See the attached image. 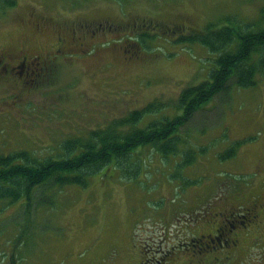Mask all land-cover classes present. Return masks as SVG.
<instances>
[{
	"label": "rangeland",
	"instance_id": "1",
	"mask_svg": "<svg viewBox=\"0 0 264 264\" xmlns=\"http://www.w3.org/2000/svg\"><path fill=\"white\" fill-rule=\"evenodd\" d=\"M261 8L264 0H16L12 9L0 7V53H48L64 23L103 33L77 46L69 25L61 27L65 51L87 54L63 58L47 79L23 84L0 73V153L55 158L64 140L153 100L166 106L136 128L180 115L179 91L207 79L216 55L177 39L227 21L257 31ZM133 21L143 26L132 40L138 57L126 60L130 45L107 27ZM255 80L243 89L230 82L197 111L176 134L175 155L141 146L130 157L134 169L108 166L85 187L45 183L29 209L24 199L1 202L0 264H264V72Z\"/></svg>",
	"mask_w": 264,
	"mask_h": 264
},
{
	"label": "trees",
	"instance_id": "2",
	"mask_svg": "<svg viewBox=\"0 0 264 264\" xmlns=\"http://www.w3.org/2000/svg\"><path fill=\"white\" fill-rule=\"evenodd\" d=\"M15 5L16 0H0L1 11ZM260 15L264 25V8H261ZM204 28V32L177 39L199 43L216 55L207 79L179 91L176 107L181 111L180 115L149 121L146 128H136L144 115L166 106L165 102L153 100L124 118L110 121L105 128H95L84 137L64 140L55 158H39L24 150L8 155L0 153V203L11 205L24 199V206L29 209L34 190L45 183L49 182L58 189L76 185L85 187L90 176L108 166L119 171L131 169V166L136 168L130 157L141 146L150 145L162 155L177 154L180 138L176 134L179 135L180 129L197 111L215 96L226 93L230 82L240 89L254 87L256 75L264 72V27L258 26L257 31H252L250 25L237 27L227 21L219 29H213L210 23ZM169 32L175 33V30ZM252 53L260 55L256 61L251 58ZM226 153L231 156L233 151ZM240 222L241 226H246L245 222ZM145 252L142 248L141 256H146Z\"/></svg>",
	"mask_w": 264,
	"mask_h": 264
},
{
	"label": "flooded vegetation",
	"instance_id": "3",
	"mask_svg": "<svg viewBox=\"0 0 264 264\" xmlns=\"http://www.w3.org/2000/svg\"><path fill=\"white\" fill-rule=\"evenodd\" d=\"M39 18L44 20L49 19L48 17H43L41 15L39 16ZM65 26H67L65 28L67 36L71 34L70 41L77 46L84 45L83 41H85L88 36H96V34H99L101 36V34H103L102 32L96 33L95 30H91L89 27L90 25L88 24H80L78 27H76L73 23H64L61 26L59 25L57 29V31H59L62 35L58 37L53 49H51L52 51L49 50L48 53H44L43 55L38 56H26L25 52L22 50H19L16 54L8 52L0 53V73L5 75L9 74V76L18 79L23 84L24 82L29 83L30 81L39 79V77H42L43 79H47L48 77H50V75L54 74V70L57 68L58 63H60L63 58L70 59L73 55L76 57H80L81 54L86 55L87 52L84 53L85 51L83 50L80 52L76 51L70 53L65 51L68 43H66V39H64L65 34L61 28ZM101 26L98 27L101 28ZM114 26L115 29L113 27L112 30L111 27H107L110 34L113 32L112 34L113 36H116V40H118V42L120 40H123L127 43V45H130V51H128L130 55L125 59L128 60L134 59V57H138L137 54L134 53L136 47L135 43L132 40L134 39V33L137 32V28H142L143 26L140 24L137 25L135 21H133L132 23H117ZM126 26H130L131 29H128L129 31H126ZM128 33H132V35ZM125 52H127V50H125Z\"/></svg>",
	"mask_w": 264,
	"mask_h": 264
},
{
	"label": "bare ground",
	"instance_id": "4",
	"mask_svg": "<svg viewBox=\"0 0 264 264\" xmlns=\"http://www.w3.org/2000/svg\"><path fill=\"white\" fill-rule=\"evenodd\" d=\"M150 260V259H149Z\"/></svg>",
	"mask_w": 264,
	"mask_h": 264
}]
</instances>
